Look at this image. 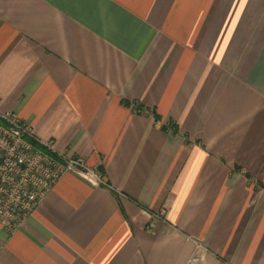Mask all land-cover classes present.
Here are the masks:
<instances>
[{
  "label": "crops",
  "instance_id": "0c3cea01",
  "mask_svg": "<svg viewBox=\"0 0 264 264\" xmlns=\"http://www.w3.org/2000/svg\"><path fill=\"white\" fill-rule=\"evenodd\" d=\"M0 110L107 182L64 174L0 264H187L197 239L264 264V0H0Z\"/></svg>",
  "mask_w": 264,
  "mask_h": 264
},
{
  "label": "built area",
  "instance_id": "2783aa9c",
  "mask_svg": "<svg viewBox=\"0 0 264 264\" xmlns=\"http://www.w3.org/2000/svg\"><path fill=\"white\" fill-rule=\"evenodd\" d=\"M66 173H73L96 186H107L98 167L82 157L57 150L39 139L19 113L0 110V224L14 232L21 229L53 185ZM154 220L150 227H154ZM187 264H203L198 250Z\"/></svg>",
  "mask_w": 264,
  "mask_h": 264
}]
</instances>
